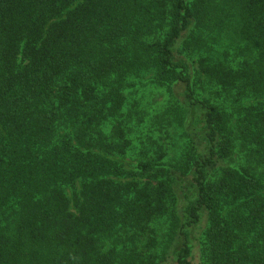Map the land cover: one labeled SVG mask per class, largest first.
<instances>
[{
	"label": "trees",
	"instance_id": "16d2710c",
	"mask_svg": "<svg viewBox=\"0 0 264 264\" xmlns=\"http://www.w3.org/2000/svg\"><path fill=\"white\" fill-rule=\"evenodd\" d=\"M200 226L264 264V0H0V264H192Z\"/></svg>",
	"mask_w": 264,
	"mask_h": 264
},
{
	"label": "rangeland",
	"instance_id": "374dc122",
	"mask_svg": "<svg viewBox=\"0 0 264 264\" xmlns=\"http://www.w3.org/2000/svg\"><path fill=\"white\" fill-rule=\"evenodd\" d=\"M180 87H177V90H179ZM195 118V117H194ZM197 130V129H196ZM197 131H195V133H193V136L195 139H199L196 135ZM125 162L127 163L128 167H133L132 166V162L129 160H125ZM189 188H190V183L189 182H184L181 190H180V206L183 207L186 205V203L189 201V197H187L186 193L189 192ZM190 195V193H189ZM202 225V224H201ZM201 226L197 227L195 229L192 230V235H193V255H192V264H200V253H199V244H198V235L201 232ZM166 264H173V259L170 258Z\"/></svg>",
	"mask_w": 264,
	"mask_h": 264
}]
</instances>
